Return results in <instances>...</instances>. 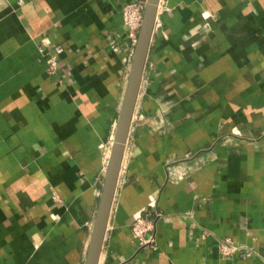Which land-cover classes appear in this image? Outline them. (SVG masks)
Here are the masks:
<instances>
[{"label":"crops","instance_id":"0c3cea01","mask_svg":"<svg viewBox=\"0 0 264 264\" xmlns=\"http://www.w3.org/2000/svg\"><path fill=\"white\" fill-rule=\"evenodd\" d=\"M128 1L0 0V264L85 262ZM156 210L141 245L131 224ZM99 264H264V0H161Z\"/></svg>","mask_w":264,"mask_h":264},{"label":"water","instance_id":"95a60500","mask_svg":"<svg viewBox=\"0 0 264 264\" xmlns=\"http://www.w3.org/2000/svg\"><path fill=\"white\" fill-rule=\"evenodd\" d=\"M159 2L160 0H146L143 20L132 55L127 85L115 127L112 148L105 170L103 189L84 264H99L123 164L126 143L134 121V112L156 24Z\"/></svg>","mask_w":264,"mask_h":264},{"label":"built area","instance_id":"2783aa9c","mask_svg":"<svg viewBox=\"0 0 264 264\" xmlns=\"http://www.w3.org/2000/svg\"><path fill=\"white\" fill-rule=\"evenodd\" d=\"M161 2V0H160ZM159 2V5H160ZM146 0H131L123 7V20L128 29L133 44L137 42L139 30L142 24ZM47 69L50 74H56L59 69V56L55 52H47ZM162 212L156 210L154 213L146 211L138 216L131 224V231L141 245L152 243L155 239L156 219L161 216ZM209 232L204 230L203 237H207ZM219 251L222 255L228 256L240 254L243 257L251 256L255 251L251 248H244L231 236L217 237Z\"/></svg>","mask_w":264,"mask_h":264}]
</instances>
